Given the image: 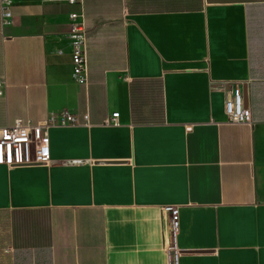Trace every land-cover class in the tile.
<instances>
[{
    "label": "crops",
    "instance_id": "obj_1",
    "mask_svg": "<svg viewBox=\"0 0 264 264\" xmlns=\"http://www.w3.org/2000/svg\"><path fill=\"white\" fill-rule=\"evenodd\" d=\"M12 1L0 129L90 125L48 129L47 166L0 165V264H264V0H84L86 87L77 7ZM212 82L243 84L252 124Z\"/></svg>",
    "mask_w": 264,
    "mask_h": 264
},
{
    "label": "built area",
    "instance_id": "obj_2",
    "mask_svg": "<svg viewBox=\"0 0 264 264\" xmlns=\"http://www.w3.org/2000/svg\"><path fill=\"white\" fill-rule=\"evenodd\" d=\"M71 7H77L69 18L68 37L72 49V77L76 84L86 87L88 84L87 67V29L84 17V0H62ZM12 0H0L2 26H8L12 18ZM242 85L237 82H212V90L224 94V112L230 124H252L250 111L245 107ZM7 88L4 77L0 78V98ZM118 113L112 114L104 124L118 126ZM89 126V116L82 120L78 116L62 112L50 115L40 122L16 120L12 125L0 129V165L14 167H38L50 164L49 142L46 131L50 128L68 126ZM172 217V227L178 228V210L174 207L164 209Z\"/></svg>",
    "mask_w": 264,
    "mask_h": 264
}]
</instances>
